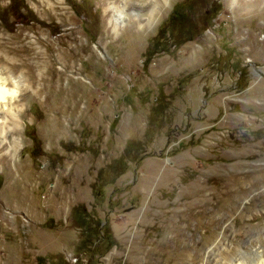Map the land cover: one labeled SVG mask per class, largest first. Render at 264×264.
<instances>
[{"label":"rangeland","instance_id":"374dc122","mask_svg":"<svg viewBox=\"0 0 264 264\" xmlns=\"http://www.w3.org/2000/svg\"><path fill=\"white\" fill-rule=\"evenodd\" d=\"M0 44V264L264 257V0H0Z\"/></svg>","mask_w":264,"mask_h":264},{"label":"bare ground","instance_id":"6f19581e","mask_svg":"<svg viewBox=\"0 0 264 264\" xmlns=\"http://www.w3.org/2000/svg\"><path fill=\"white\" fill-rule=\"evenodd\" d=\"M143 2L145 3V1ZM150 5L154 6V10L150 13L149 23L153 19L154 13L157 8L156 5H159V2L156 1V3L155 2L150 3L149 7H152ZM122 16L123 14L121 13L120 16L117 18V20H119ZM139 20H137V22L141 24ZM1 46L2 45L0 44V48ZM1 60L2 59L0 57V153H1L0 163L7 166L13 160L14 156L22 146L20 133H21L23 108L20 105V99L24 97V92H27L28 90L31 89L30 86L31 84L29 82L30 78H27L23 73L19 74L20 70L17 63L16 64L12 63L13 60L8 58L7 60L9 61L8 63L9 66H7V65H3L1 63ZM11 79L16 80L15 86L12 85ZM5 80H8V82L5 83ZM13 88H14V95L8 96L5 90L6 89L12 90ZM9 147H11V151L7 150ZM16 169L18 171V168ZM237 264H245V263L239 262ZM250 264H264L263 253L260 251L254 252Z\"/></svg>","mask_w":264,"mask_h":264},{"label":"clouds","instance_id":"9594fccd","mask_svg":"<svg viewBox=\"0 0 264 264\" xmlns=\"http://www.w3.org/2000/svg\"><path fill=\"white\" fill-rule=\"evenodd\" d=\"M8 82V80H5V83H7ZM11 82H12V85L13 86H15L16 85V80L15 79H11ZM6 91V94L8 95V96H12V95H14V88L12 89V90H5Z\"/></svg>","mask_w":264,"mask_h":264},{"label":"water","instance_id":"95a60500","mask_svg":"<svg viewBox=\"0 0 264 264\" xmlns=\"http://www.w3.org/2000/svg\"><path fill=\"white\" fill-rule=\"evenodd\" d=\"M255 71H257V69H255ZM259 73H261V75L264 77V72L259 71Z\"/></svg>","mask_w":264,"mask_h":264},{"label":"trees","instance_id":"16d2710c","mask_svg":"<svg viewBox=\"0 0 264 264\" xmlns=\"http://www.w3.org/2000/svg\"><path fill=\"white\" fill-rule=\"evenodd\" d=\"M175 15V14H174Z\"/></svg>","mask_w":264,"mask_h":264}]
</instances>
